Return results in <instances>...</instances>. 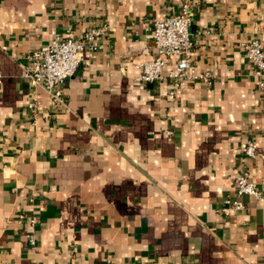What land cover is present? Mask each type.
Wrapping results in <instances>:
<instances>
[{"label":"crops","instance_id":"1","mask_svg":"<svg viewBox=\"0 0 264 264\" xmlns=\"http://www.w3.org/2000/svg\"><path fill=\"white\" fill-rule=\"evenodd\" d=\"M182 1L190 61L213 79L184 81L171 99L169 79L136 78L157 56L154 23ZM102 25L100 49L53 105L25 78L32 53L53 31ZM253 38L264 50V0H0V264H264V202L244 196L242 210L221 212L240 170L264 195Z\"/></svg>","mask_w":264,"mask_h":264},{"label":"built area","instance_id":"2","mask_svg":"<svg viewBox=\"0 0 264 264\" xmlns=\"http://www.w3.org/2000/svg\"><path fill=\"white\" fill-rule=\"evenodd\" d=\"M192 6L187 1H182L179 12L167 16L161 21H156L153 27V41L157 56L138 66L140 73L137 82L155 84L165 78L172 83L173 89L169 98L173 99L176 90L182 82L203 83L209 85L213 75L209 72H199L190 61L193 43L190 29L192 26ZM108 27L106 25L90 27L80 37H74L70 30L64 34L52 32L51 40L44 46L34 51L31 55L30 67L25 73V78L34 85H39L49 95L53 105L62 103V93L58 86L72 77L84 61V56L91 57L100 49V41ZM247 61L253 68V74L258 82V90L264 92V50L258 38H253L244 46ZM174 58L172 67L165 73L167 59ZM2 77L0 71V79ZM40 106L36 98L28 101L26 109L34 112ZM257 145L252 138L245 145L244 154L255 158ZM235 195L227 197L221 212L229 215L244 208L243 197L252 196L264 202V195L250 178L247 170H240L234 177ZM18 221L25 219L23 213L18 214ZM29 227L36 223L35 217L26 220ZM26 237L31 246L36 243L33 231L27 230ZM15 264V263H12Z\"/></svg>","mask_w":264,"mask_h":264}]
</instances>
